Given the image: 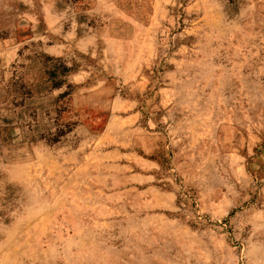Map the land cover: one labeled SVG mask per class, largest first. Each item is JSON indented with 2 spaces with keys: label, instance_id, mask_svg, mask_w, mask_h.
Returning a JSON list of instances; mask_svg holds the SVG:
<instances>
[{
  "label": "rangeland",
  "instance_id": "374dc122",
  "mask_svg": "<svg viewBox=\"0 0 264 264\" xmlns=\"http://www.w3.org/2000/svg\"><path fill=\"white\" fill-rule=\"evenodd\" d=\"M0 264H264V0H0Z\"/></svg>",
  "mask_w": 264,
  "mask_h": 264
},
{
  "label": "trees",
  "instance_id": "16d2710c",
  "mask_svg": "<svg viewBox=\"0 0 264 264\" xmlns=\"http://www.w3.org/2000/svg\"><path fill=\"white\" fill-rule=\"evenodd\" d=\"M184 1H185V0H184ZM53 140H54V141H58V138H55V139H53ZM53 140H52V141H53Z\"/></svg>",
  "mask_w": 264,
  "mask_h": 264
}]
</instances>
